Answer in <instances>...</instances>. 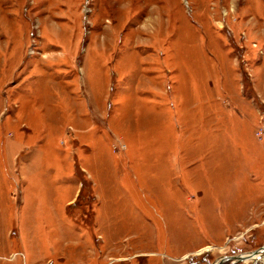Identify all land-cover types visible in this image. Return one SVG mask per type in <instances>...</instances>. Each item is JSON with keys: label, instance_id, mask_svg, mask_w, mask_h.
<instances>
[{"label": "rangeland", "instance_id": "rangeland-1", "mask_svg": "<svg viewBox=\"0 0 264 264\" xmlns=\"http://www.w3.org/2000/svg\"><path fill=\"white\" fill-rule=\"evenodd\" d=\"M262 246L264 0H0V264Z\"/></svg>", "mask_w": 264, "mask_h": 264}, {"label": "water", "instance_id": "water-1", "mask_svg": "<svg viewBox=\"0 0 264 264\" xmlns=\"http://www.w3.org/2000/svg\"><path fill=\"white\" fill-rule=\"evenodd\" d=\"M256 253H260V254L264 253V247L262 246L260 248L254 249L252 251L247 252L246 254L245 253L244 254L240 253V254H235V255H232V256H226L225 258H221L219 260L227 259V258H233V259H236V260H246L247 259L246 258L247 255H254ZM215 263H216V261L213 262L212 264H215Z\"/></svg>", "mask_w": 264, "mask_h": 264}, {"label": "bare ground", "instance_id": "bare-ground-1", "mask_svg": "<svg viewBox=\"0 0 264 264\" xmlns=\"http://www.w3.org/2000/svg\"><path fill=\"white\" fill-rule=\"evenodd\" d=\"M247 253V252H246ZM245 253V254H246ZM264 257V253L260 254V253H256L254 255H247L246 256V260H252L254 264H257V261L259 260V258H262ZM263 259V258H262ZM246 260H243V261H246ZM219 262L216 261L215 264H218Z\"/></svg>", "mask_w": 264, "mask_h": 264}]
</instances>
